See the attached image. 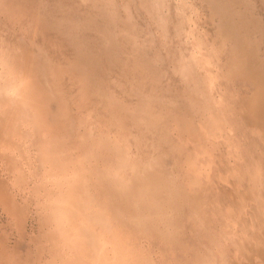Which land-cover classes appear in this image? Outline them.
<instances>
[{
	"label": "clouds",
	"instance_id": "9594fccd",
	"mask_svg": "<svg viewBox=\"0 0 264 264\" xmlns=\"http://www.w3.org/2000/svg\"><path fill=\"white\" fill-rule=\"evenodd\" d=\"M0 264H264V0H0Z\"/></svg>",
	"mask_w": 264,
	"mask_h": 264
}]
</instances>
